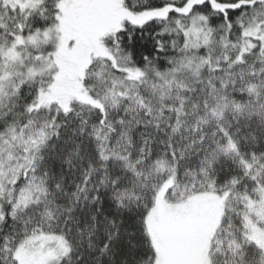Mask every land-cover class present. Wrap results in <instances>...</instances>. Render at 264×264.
I'll list each match as a JSON object with an SVG mask.
<instances>
[{"label":"snow or ice","instance_id":"1","mask_svg":"<svg viewBox=\"0 0 264 264\" xmlns=\"http://www.w3.org/2000/svg\"><path fill=\"white\" fill-rule=\"evenodd\" d=\"M0 264H264V0H0Z\"/></svg>","mask_w":264,"mask_h":264}]
</instances>
